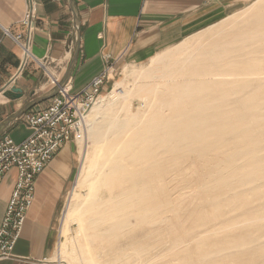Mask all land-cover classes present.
Here are the masks:
<instances>
[{"label":"bare ground","instance_id":"bare-ground-1","mask_svg":"<svg viewBox=\"0 0 264 264\" xmlns=\"http://www.w3.org/2000/svg\"><path fill=\"white\" fill-rule=\"evenodd\" d=\"M240 22L248 23L229 28L230 34L222 39L194 47L186 57H178L180 49H175L153 56L147 68L132 72L133 94L142 103L137 111L119 113L107 105L105 97L89 110L85 126L96 146L94 159L102 162L91 184L93 188L101 184L106 191L104 227L93 232L91 240H117L118 231L133 219L145 225L166 208H174L166 185L156 183L155 176L184 159L192 169L194 186L192 194L178 196V202L212 192L213 204L221 203L224 191L225 196L232 195L233 186L241 193L264 190V124L260 121L264 120V95L260 96L264 90V1L254 2ZM230 68L239 72L233 80L226 74ZM246 74L251 78H244ZM118 87L116 82L109 91L113 99L126 95ZM70 215H76L74 208ZM91 242L84 246L82 259L72 256L73 264H102L100 254V259L91 255Z\"/></svg>","mask_w":264,"mask_h":264},{"label":"crops","instance_id":"crops-1","mask_svg":"<svg viewBox=\"0 0 264 264\" xmlns=\"http://www.w3.org/2000/svg\"><path fill=\"white\" fill-rule=\"evenodd\" d=\"M229 8L230 0H39L31 57L24 62L11 35L25 33L20 22L25 0H0V122L53 89L42 65L76 93L103 71L105 59L110 63L145 62L158 49L214 23ZM77 33L78 51L68 73ZM14 86L21 89L20 98L10 92ZM50 101L51 98L13 119L0 130V140H24L30 134L24 115ZM74 158L72 147L66 145L36 177L33 201L14 256L0 264H41L49 257L54 222L71 185ZM16 180L15 168L0 180V224Z\"/></svg>","mask_w":264,"mask_h":264},{"label":"rangeland","instance_id":"rangeland-1","mask_svg":"<svg viewBox=\"0 0 264 264\" xmlns=\"http://www.w3.org/2000/svg\"><path fill=\"white\" fill-rule=\"evenodd\" d=\"M261 1L264 0H230L229 10L217 21L184 39L158 49L155 55H165L175 49H180L177 56L186 57L187 53L194 47L228 36V33L230 34L229 28L231 30L236 25L248 23L240 22V19L244 13L248 12L254 2L259 3ZM150 59L145 62L121 61L112 63L110 78L98 99L105 97L106 102H108L107 105L119 113H123L126 109L130 112L137 111L136 109L140 105L142 106V103L133 94L132 72L147 68ZM238 73L233 68L226 72L229 74L230 80L239 76ZM218 74L213 72L214 77H217L216 79H220ZM243 76L246 79L251 78L250 74ZM116 82L119 84L118 91L126 95L122 93L124 96L120 97V94L114 100L109 91ZM262 93L264 90L260 91V96L264 95ZM132 94L134 96H131ZM231 96H233L232 93H230ZM127 97L131 99H126ZM112 99L114 101H111ZM122 99L124 106L120 103L123 101ZM126 104L128 106H125ZM260 121L264 124V120ZM67 145L72 147L75 157L71 185L63 198L61 212L54 222V240L51 253L41 264H73L72 256L76 259L84 257L82 250L89 243V239L93 244L91 245L93 249L91 255L97 259L102 257L100 259L102 264H110V262L111 264H129L130 262V264H264V190L241 193L237 187L233 186L232 195L227 197L225 196L227 191H224V201L221 203L213 204L214 194L212 192H203L202 199L178 202V196L187 197L186 195L192 194L191 191L194 186L191 185V179L194 175L192 169L188 167L186 159L172 164L168 169L158 171L155 176L156 183L163 182L166 185L168 192L166 194L171 196L175 205L174 208H166L158 216H155L156 219L154 217L152 222L145 225L133 219L130 226L118 231L120 235L117 240L116 238H113L114 240L110 238L108 240L107 238L91 240L93 232L95 233L104 227V219L102 218H104L105 213L104 206L106 207V203L104 204L105 187L98 184L99 186L93 188L91 184L96 179L97 173L95 172L99 171L102 162L94 159L96 146L88 138L86 126H83ZM87 184L92 187V189L90 187L92 192L93 189L97 191L96 194L95 191L93 193L88 191L89 186ZM94 194L97 197L91 198ZM86 203L87 205H85ZM73 208L76 210L75 216L70 215ZM84 219L88 222H84ZM94 220L96 221L94 222ZM83 228L87 230L89 228V230ZM176 238L178 240H175ZM100 242L103 243L100 244ZM175 243L176 245H174ZM100 250L101 253H99ZM97 253L101 256L99 257ZM134 258H136L135 262L132 260Z\"/></svg>","mask_w":264,"mask_h":264},{"label":"built area","instance_id":"built-area-1","mask_svg":"<svg viewBox=\"0 0 264 264\" xmlns=\"http://www.w3.org/2000/svg\"><path fill=\"white\" fill-rule=\"evenodd\" d=\"M39 0H25L21 24L24 35H11L20 48L24 62L31 57L32 35ZM5 34H9L4 29ZM112 63L105 59V68L83 89L73 93L68 83L42 65L44 75L56 95L45 107L31 110L24 115L30 134L21 142L6 137L0 140V180L6 172L15 168L16 185L7 203L0 224V262L14 256V248L20 237L26 213L34 197L36 177L52 158L85 126V117L102 94V88L111 75Z\"/></svg>","mask_w":264,"mask_h":264},{"label":"water","instance_id":"water-1","mask_svg":"<svg viewBox=\"0 0 264 264\" xmlns=\"http://www.w3.org/2000/svg\"><path fill=\"white\" fill-rule=\"evenodd\" d=\"M76 44H77V47H76L75 53H74V55H73V57L71 59V62H70L69 68H68V73L70 72V70H71V68H72V66L74 64V61H75V58H76V55H77L78 45H79V34L78 33L76 34ZM64 83H65V81H61V84H64ZM10 92L16 94L14 96L15 98H20L22 96L21 89H19L18 87H15V86L12 87ZM56 93H57V88H54L48 94L43 95V96H39V97H36V98L32 99L27 104H25L19 111L14 112L10 116H8L5 120L0 122V130L2 128H4L8 123H10L13 119H15L18 116L22 115L27 110H29L30 108L34 107L35 105L52 98L53 96L56 95Z\"/></svg>","mask_w":264,"mask_h":264}]
</instances>
